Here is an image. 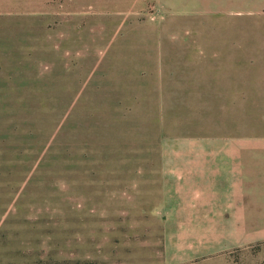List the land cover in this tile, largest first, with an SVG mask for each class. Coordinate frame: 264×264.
<instances>
[{
	"label": "rangeland",
	"instance_id": "rangeland-1",
	"mask_svg": "<svg viewBox=\"0 0 264 264\" xmlns=\"http://www.w3.org/2000/svg\"><path fill=\"white\" fill-rule=\"evenodd\" d=\"M257 139L264 0H0V264H264Z\"/></svg>",
	"mask_w": 264,
	"mask_h": 264
},
{
	"label": "crops",
	"instance_id": "crops-1",
	"mask_svg": "<svg viewBox=\"0 0 264 264\" xmlns=\"http://www.w3.org/2000/svg\"><path fill=\"white\" fill-rule=\"evenodd\" d=\"M253 143V142H252ZM252 143H249V144H252ZM227 149L224 148L223 151H224V154L222 155V157H227L228 161L230 162V165H229V170L228 169H225L221 166H216V171H214V167H213V172L212 173H225V172H229V174L231 176H240L241 174H239V172H232L231 168L232 165H239L241 164V160L245 162V158H244V154L241 153L242 152H245V150H249L253 152V154H255V156H251L250 158V155H248V158L253 161L254 163H258V158H257V154L259 152H262L263 151V148H264V141H262V139H257L255 140V142L251 145V146H247L245 145L244 141H239V143H234V142H231L230 144H228L227 146ZM226 150H228V152H225ZM231 156H235V159H234V162L235 163H231L230 161V158ZM254 157V158H253ZM257 159V160H256ZM245 164V163H244ZM223 166V165H222ZM218 167H221V169L219 170ZM257 167V165H256ZM261 169V168H260ZM255 173L258 174L257 172V169L255 170ZM246 181V180H245ZM244 184V182H243Z\"/></svg>",
	"mask_w": 264,
	"mask_h": 264
}]
</instances>
